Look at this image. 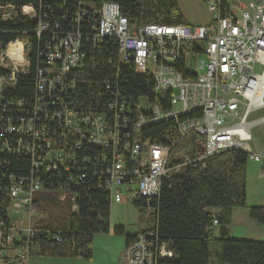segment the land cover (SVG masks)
I'll use <instances>...</instances> for the list:
<instances>
[{
  "label": "built area",
  "instance_id": "2783aa9c",
  "mask_svg": "<svg viewBox=\"0 0 264 264\" xmlns=\"http://www.w3.org/2000/svg\"><path fill=\"white\" fill-rule=\"evenodd\" d=\"M203 1L213 13L206 24L131 22L117 3L109 1L96 8L80 1L75 24L64 34L51 31L49 23L40 20L35 34H48L50 40L45 41L35 73L34 112L14 121L0 119L7 133L5 148L29 154L33 169L67 170L75 163V153L87 144L99 150L94 162L102 166L110 205L141 198L144 205L136 209L149 216L156 210L152 200L159 196L164 177L189 163L230 148L259 162L262 153L252 151L248 143L251 126L264 117L256 122L247 118L252 110L264 108V0L247 1V9L239 6L240 0ZM18 12L26 20L35 17L32 6L0 5L2 20L13 19ZM80 24L92 26L89 36ZM105 39L117 45L121 62H131L135 73L152 78V100L140 97L131 107L112 82L105 84L110 101L98 110L65 100V91L78 80L71 73L83 61L84 44ZM4 69L9 74H0V105L3 87L13 86L18 74L27 71L13 74ZM48 118L58 129L46 130ZM168 121L173 122L175 138L166 144L142 136L144 128ZM9 183L7 221L0 219V264H28L32 254L41 253L36 242L41 218H36L34 201L42 187L32 171L27 176L10 175ZM171 257L168 244L147 227L124 244L120 261L158 264Z\"/></svg>",
  "mask_w": 264,
  "mask_h": 264
},
{
  "label": "trees",
  "instance_id": "16d2710c",
  "mask_svg": "<svg viewBox=\"0 0 264 264\" xmlns=\"http://www.w3.org/2000/svg\"><path fill=\"white\" fill-rule=\"evenodd\" d=\"M80 1L94 8L104 1L115 2L131 22H185L177 0H0V5L32 6L35 13L30 20L19 16V12L13 19L2 20L0 16V52L22 34L29 45L27 71L18 74L13 86L3 87L0 119L14 121L20 116L32 115L37 93L35 73L45 41L50 40L48 34L40 37L35 34L39 21L48 22L51 31L64 34L75 24ZM223 7L227 11L226 3ZM88 16L92 18L91 14ZM79 27L86 37L90 35L92 26L80 24ZM84 46L83 61L71 73L78 80L63 96L67 102L75 107L98 110L110 101L109 89L105 86L108 82L113 83L111 86L131 107L138 104L140 97L153 99L152 78L135 73L131 62H121L114 42L105 39ZM0 74L7 76L9 70L0 67ZM49 122L50 118L47 131L57 128V124ZM2 126L0 124V219L7 221L9 176H27L32 171L42 187L34 203L45 214L37 222L42 229L36 237L41 253L87 259L91 256L92 237L96 233L111 231L123 235L125 243L136 236V233H126L121 225L110 226L111 205L104 189L103 169L94 162L99 150L84 144L75 153L72 169L45 166L33 169L29 154L5 148L2 142L7 133ZM141 134L152 143L166 144L175 138V129L173 122L168 121L150 125ZM247 160L245 151L230 148L164 177L159 196L152 200L156 210L149 216L148 227L155 230L160 241L168 244L172 257L158 264H264V240L233 238L228 232L233 209L246 206ZM62 194L63 200L60 199ZM132 205L141 207L144 200L135 199ZM248 216L264 225V206H249Z\"/></svg>",
  "mask_w": 264,
  "mask_h": 264
},
{
  "label": "rangeland",
  "instance_id": "374dc122",
  "mask_svg": "<svg viewBox=\"0 0 264 264\" xmlns=\"http://www.w3.org/2000/svg\"><path fill=\"white\" fill-rule=\"evenodd\" d=\"M179 4V9L183 15V18L186 22L190 24H206L209 21H211V16L213 13H211L207 9V5L203 0H177ZM232 2V0H230ZM247 1L249 0H240L239 6L242 9H247L248 4ZM233 11H235L233 9ZM17 39H20L22 42V49L21 50H15L18 54V58H11L7 55L6 50H3V52L0 54V65L4 66V68L12 69L13 74L26 71L28 66V47L29 45L26 43V38L22 34ZM8 47V46H7ZM191 66H194L195 59H191ZM255 71L260 72L261 68L255 67ZM7 82H12V77L7 80ZM264 117V108L252 110L248 114L247 120L249 122H256L259 119ZM251 133V140L249 141V146L252 149V151L260 152L262 153V158L259 162H253L249 159L247 160L246 164V190L251 192L252 194L258 192L263 187V181L264 178L261 177L262 168L264 166V121L259 123H254L251 126L250 129ZM186 145V144H185ZM183 145V150L186 146ZM258 187V188H257ZM257 188V191H256ZM252 194H250V198L252 197ZM122 203H127L126 207H123L124 205H118L116 203H112L110 206V221L114 225L120 224L119 222H127L128 228L136 232L141 227H145L150 223L151 218L149 217L148 212L142 211L139 212L130 202L124 201ZM38 213L36 218H43L45 216L44 213L40 211V209H37ZM232 236L236 238V236H239L238 228L235 226H232ZM253 231V230H252ZM231 236V237H232ZM30 264V261H29Z\"/></svg>",
  "mask_w": 264,
  "mask_h": 264
},
{
  "label": "crops",
  "instance_id": "0c3cea01",
  "mask_svg": "<svg viewBox=\"0 0 264 264\" xmlns=\"http://www.w3.org/2000/svg\"><path fill=\"white\" fill-rule=\"evenodd\" d=\"M15 41V40H14ZM11 43V42H10ZM264 166L262 168L261 177L264 178ZM258 188V187H257ZM256 188V191H257ZM250 191L246 190V206L235 208L232 211L231 222L228 225L229 236H232V226L238 228L240 239L264 240V225L258 224L255 219L248 216L249 206H264V181L263 187L250 198ZM124 202V201H122ZM116 203L127 206V203ZM119 205V206H120ZM124 227L125 232L134 234L145 227H141L138 231L133 232L128 228L127 222H119ZM110 226H116L110 221ZM253 230V231H252ZM234 238V236H232ZM125 244L123 235L114 234L111 231L96 233L92 237V252L90 258L77 257H60L47 253H34L30 256V264H121V254ZM29 264V263H28Z\"/></svg>",
  "mask_w": 264,
  "mask_h": 264
},
{
  "label": "bare ground",
  "instance_id": "6f19581e",
  "mask_svg": "<svg viewBox=\"0 0 264 264\" xmlns=\"http://www.w3.org/2000/svg\"><path fill=\"white\" fill-rule=\"evenodd\" d=\"M21 49H22V42L20 39H16L15 41L8 44L6 53L11 58H18V54H17V52H15V50L18 51ZM262 79L264 80V76ZM258 97H260V96H258Z\"/></svg>",
  "mask_w": 264,
  "mask_h": 264
}]
</instances>
